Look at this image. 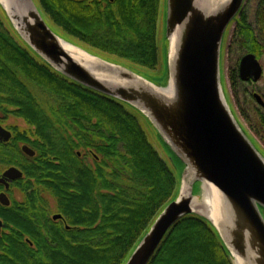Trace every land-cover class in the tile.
I'll return each instance as SVG.
<instances>
[{
  "label": "trees",
  "instance_id": "obj_1",
  "mask_svg": "<svg viewBox=\"0 0 264 264\" xmlns=\"http://www.w3.org/2000/svg\"><path fill=\"white\" fill-rule=\"evenodd\" d=\"M161 1L38 3L53 23L80 42L152 70L158 65ZM237 15L228 78L242 117L264 143V108L254 98L257 92L264 100V72L257 82L244 81L238 69L250 52L264 68V0H245ZM40 59L6 26L0 10V122L21 117L28 127L24 135L15 129L18 141L30 142V133L40 141L35 144L38 155L28 159L0 144V166L22 167L26 177L17 186L28 187L31 178L35 185L48 186L71 226L67 230L53 222L48 242L25 219L9 218L12 228L4 235L8 240L0 248V264H51L54 257L62 258L58 243L87 259V252L99 253L93 256L97 264H122L176 197L179 178L150 144L136 108L62 76ZM32 86L59 96L60 103L44 108ZM81 148L95 153L91 162L78 157ZM161 243L149 264H233L213 224L196 214L180 218Z\"/></svg>",
  "mask_w": 264,
  "mask_h": 264
},
{
  "label": "water",
  "instance_id": "obj_2",
  "mask_svg": "<svg viewBox=\"0 0 264 264\" xmlns=\"http://www.w3.org/2000/svg\"><path fill=\"white\" fill-rule=\"evenodd\" d=\"M245 0H166L169 40L167 85L107 61L64 39L48 24L35 0L0 1L16 33L62 76L136 108L150 120L183 164L179 192L153 220L124 264H149L180 218L196 214L210 221L235 264H264V153L246 133L223 89L221 55L228 26ZM93 59L75 57L64 43ZM244 81L260 80L264 68L254 53L239 63ZM254 98L264 108L257 92ZM11 133L0 124V139ZM23 150L33 154L24 146ZM15 179L21 170L2 174ZM3 181V179H1ZM218 191L216 220L194 209L195 186ZM56 217L59 215H55ZM1 223V220H0Z\"/></svg>",
  "mask_w": 264,
  "mask_h": 264
},
{
  "label": "rangeland",
  "instance_id": "obj_3",
  "mask_svg": "<svg viewBox=\"0 0 264 264\" xmlns=\"http://www.w3.org/2000/svg\"><path fill=\"white\" fill-rule=\"evenodd\" d=\"M165 2H166V0L161 1V5H160L161 9H160L159 17H158L159 21H158V26H157L158 31H157V39H156L157 51H158V61H157L158 65L151 70V69H149L143 65H139L136 63L129 62V61H127L121 57H117V56L111 55V54H109V55L105 54L99 50H96L90 44H84V43L80 42L77 38H74L72 35L68 34L67 32L63 31L61 28H59L57 24L53 23V21L50 19V17H48L44 13L43 9L40 6V3H38V0H35V3H37L41 13L44 14L48 24H50L52 26V28L55 29V31L58 34H60L64 39L65 38L68 39L69 41H71V43H73L75 45L77 44L78 46H80L84 50L89 51L90 53L95 54L97 56L99 55L100 57L104 58L107 61H111V62H114L116 64H122V65L128 67L129 69H133L135 72L139 73L140 75H144L150 81H152V82L154 81L160 85H167V78H168L167 57L169 55L168 49H169V43L170 42L165 37V32H166V29H165V22H166V19H165V16H166ZM0 7H1L0 10L2 11V15L4 16L6 26H8L12 30V32L15 34V36H18L14 26H12V23L10 22L8 16L5 14L2 6H0ZM232 25L233 24L231 23L226 30V33L224 36L225 40H224L223 47H222L223 51H222V55H221V70H222L223 89L226 93L227 100L230 101L232 109L235 112V114L237 115V118L239 119V121L242 122V125H243L246 133H248L250 138H252L253 142L256 143L259 150L262 153H264V143H262L260 141L258 134H256L254 132V130L251 128V126H249L248 123L245 122L244 118L242 117V115H241L242 112H240L241 109L239 108V104H238V101L236 99V95H235L234 91L232 90V85H231V82L228 78L227 66L229 63V57H232V55L230 56V49H231L230 46L232 43V38H234L231 36L232 32H233V28H234ZM18 37L20 38V36H18ZM20 42H22V44L26 45V43L21 38H20ZM40 60H42V59H40ZM32 89H33L35 95L37 96V98L40 100L41 104L44 106V108H47V107L49 108V107L55 106L58 103H60V101H61V98H59V96L54 95L53 93L49 92L48 90L45 91V89L42 87L40 88L38 86H32ZM135 114H136V116H138L140 125L145 130L146 135L149 138V141H150V144L152 145V147L155 148L159 152V155L161 156V158H163L166 161V163H168L169 167L172 168V170H174L177 178H179L183 169H184L182 162L179 160V158L174 157L172 154V151L167 146H165L163 144L164 142L162 141V138L159 136L157 129L151 124L148 117H146L144 114L138 113V111ZM6 122L8 123L7 125H9V124L19 125L21 129H26L28 127V122L25 121L21 117L11 116ZM4 169H6V167L0 166V172H2ZM180 182L181 181L179 178V185L177 188L178 189L177 194L179 192ZM203 192H204V188H202V184H200L199 186L198 185L195 186V193H196L197 199H201L203 197ZM161 210H160L159 214L161 213ZM141 238H142V236L138 239V241ZM137 243H135V246L128 253V257L130 255V253L136 248ZM57 248H58L57 252H58V254H60L62 256V258H58V256L54 257L51 264H97V260H95L96 258L93 256L94 255L98 256L99 253H96L94 255L90 253L88 255V252H87V256L89 257L87 259V258L80 256L78 253L71 251L66 246H62L60 243H58ZM83 251H84V249L82 250V252ZM128 257L125 259V261H123L122 264H124L126 262ZM102 263H104V262L102 261Z\"/></svg>",
  "mask_w": 264,
  "mask_h": 264
},
{
  "label": "flooded vegetation",
  "instance_id": "obj_4",
  "mask_svg": "<svg viewBox=\"0 0 264 264\" xmlns=\"http://www.w3.org/2000/svg\"><path fill=\"white\" fill-rule=\"evenodd\" d=\"M0 124H2L4 128H7L11 133V136L8 140L5 141L0 139V144L13 146V151H20V153L27 159L35 158L38 155L35 146L37 140L32 136L31 133V136L28 135L30 142H21L18 141L16 137L17 132L15 129H20L23 135L26 129H21L19 125H7V122H0ZM27 133L29 132H26V134ZM38 142L40 141L38 140ZM24 146H28L33 151V154L28 152L26 153L23 150ZM76 152L78 157H84L86 161L89 162H91V156L95 157V153L89 149L81 148L80 150H76ZM46 159L47 158H45V160ZM10 167H16L21 170L22 176L15 179L3 177V172H5ZM25 177L24 171L19 165L7 166L6 169L0 172V248L4 246L3 243H7L8 239H5L4 235L10 234V228H12L10 224L8 225L9 218H15L17 220L25 219V222L28 223L27 225H29L30 228H35L36 233L46 238L48 242L51 241L50 232L53 228V222L58 223L67 230L71 228V226H69L67 223L66 217L58 210L55 198L50 193L51 191L48 186L35 185L34 178H31L28 187L17 186V184L24 180ZM1 179H3V181H1ZM55 215L59 216L56 217ZM23 239L31 247L32 245L34 246L33 240L30 239L28 235H23Z\"/></svg>",
  "mask_w": 264,
  "mask_h": 264
},
{
  "label": "bare ground",
  "instance_id": "obj_5",
  "mask_svg": "<svg viewBox=\"0 0 264 264\" xmlns=\"http://www.w3.org/2000/svg\"><path fill=\"white\" fill-rule=\"evenodd\" d=\"M5 5L7 0H0ZM219 2L224 0H218ZM64 45L69 49L70 53L75 55V57H80L83 59H93L91 58L89 54H86L84 51L75 48L73 45L69 43H64ZM204 192L203 197L201 199L195 198L194 201V209L197 211H200L204 213L210 220H216V212H217V203L219 201L218 198V191L212 184L204 183L203 184ZM235 264H240V262L237 260V258H234Z\"/></svg>",
  "mask_w": 264,
  "mask_h": 264
}]
</instances>
